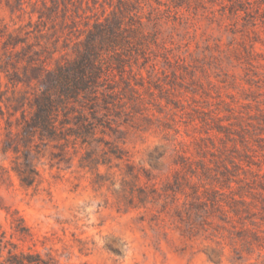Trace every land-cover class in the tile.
I'll return each instance as SVG.
<instances>
[{
    "label": "rangeland",
    "instance_id": "rangeland-1",
    "mask_svg": "<svg viewBox=\"0 0 264 264\" xmlns=\"http://www.w3.org/2000/svg\"><path fill=\"white\" fill-rule=\"evenodd\" d=\"M97 18L139 29L103 143L41 146L36 189L0 181V234L16 210L55 264H264V0H0L50 67Z\"/></svg>",
    "mask_w": 264,
    "mask_h": 264
},
{
    "label": "trees",
    "instance_id": "trees-1",
    "mask_svg": "<svg viewBox=\"0 0 264 264\" xmlns=\"http://www.w3.org/2000/svg\"><path fill=\"white\" fill-rule=\"evenodd\" d=\"M138 30L118 19L97 18L86 27L84 38L73 43L74 57L50 67L35 49L41 48V31L21 33L0 24V117L5 131L0 154L9 160L7 166L0 164L1 182L10 183L14 175L20 187L36 189L41 176L35 155L41 146L95 154L103 143L97 131L104 134V114L98 112L120 101L111 78L114 70L124 71L121 53ZM10 229V239L0 234V254L7 248L0 264H55L48 255L19 247L32 240V233L16 210L10 214Z\"/></svg>",
    "mask_w": 264,
    "mask_h": 264
}]
</instances>
